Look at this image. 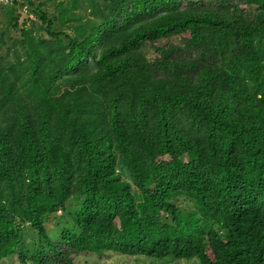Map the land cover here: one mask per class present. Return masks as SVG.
Masks as SVG:
<instances>
[{
	"label": "trees",
	"instance_id": "16d2710c",
	"mask_svg": "<svg viewBox=\"0 0 264 264\" xmlns=\"http://www.w3.org/2000/svg\"><path fill=\"white\" fill-rule=\"evenodd\" d=\"M90 1L0 80V262L264 264V0Z\"/></svg>",
	"mask_w": 264,
	"mask_h": 264
},
{
	"label": "rangeland",
	"instance_id": "374dc122",
	"mask_svg": "<svg viewBox=\"0 0 264 264\" xmlns=\"http://www.w3.org/2000/svg\"><path fill=\"white\" fill-rule=\"evenodd\" d=\"M0 0V80L2 75L11 77L16 71V80L12 89L19 93L26 92L25 86L29 80V73L23 72L21 74L20 68L27 66L29 58L26 56L25 42L26 38H31L36 41L38 38L49 39L48 34L45 33V25L34 14L35 10L45 12L48 17L52 19V26L55 31H63L68 35H73V27L87 18H92L90 12V0H77L74 6H70L72 0H16V3H4ZM102 2V0H94ZM64 8L65 10L60 11ZM58 17H64L65 22L62 23ZM164 41H161L163 43ZM173 42H177L174 40ZM153 53H149L148 57H152ZM20 63H24L20 66ZM15 65L13 70L8 69L9 65ZM4 78V77H3ZM4 93L0 85V98ZM4 118L0 117V125H2ZM125 176V175H122ZM182 208H192L191 203L186 200L182 201ZM46 229L53 227V222L46 224ZM34 232L26 226L23 234L22 244L18 246L26 249V245L31 242H36V237L32 238ZM23 245V246H22ZM29 247V246H28ZM73 264H197V259H181V260H159L147 256L140 255H126L105 251L103 255H97L90 251H82L79 254H73ZM0 264H34L29 260L19 261L16 255L3 259Z\"/></svg>",
	"mask_w": 264,
	"mask_h": 264
},
{
	"label": "built area",
	"instance_id": "2783aa9c",
	"mask_svg": "<svg viewBox=\"0 0 264 264\" xmlns=\"http://www.w3.org/2000/svg\"><path fill=\"white\" fill-rule=\"evenodd\" d=\"M14 0H4V3H12Z\"/></svg>",
	"mask_w": 264,
	"mask_h": 264
}]
</instances>
